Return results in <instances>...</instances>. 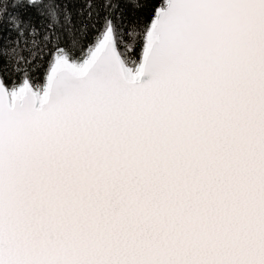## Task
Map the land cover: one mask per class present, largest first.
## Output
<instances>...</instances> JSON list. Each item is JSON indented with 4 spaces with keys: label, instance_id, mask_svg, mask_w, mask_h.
Returning <instances> with one entry per match:
<instances>
[{
    "label": "snow or ice",
    "instance_id": "obj_1",
    "mask_svg": "<svg viewBox=\"0 0 264 264\" xmlns=\"http://www.w3.org/2000/svg\"><path fill=\"white\" fill-rule=\"evenodd\" d=\"M0 264H264V0H0Z\"/></svg>",
    "mask_w": 264,
    "mask_h": 264
}]
</instances>
